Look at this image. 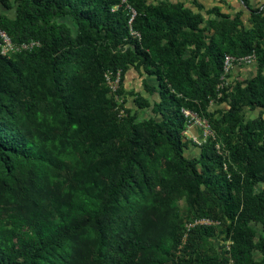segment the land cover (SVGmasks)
Masks as SVG:
<instances>
[{"label":"trees","instance_id":"1","mask_svg":"<svg viewBox=\"0 0 264 264\" xmlns=\"http://www.w3.org/2000/svg\"><path fill=\"white\" fill-rule=\"evenodd\" d=\"M240 1L207 21L172 0L0 1V29L40 44L0 48V264H264V10ZM253 53L258 72L219 88L225 55ZM130 67L147 117L109 96L106 76L121 91ZM183 109L215 140L191 142ZM183 200L190 223L221 224L220 250L216 226L185 237Z\"/></svg>","mask_w":264,"mask_h":264},{"label":"rangeland","instance_id":"2","mask_svg":"<svg viewBox=\"0 0 264 264\" xmlns=\"http://www.w3.org/2000/svg\"><path fill=\"white\" fill-rule=\"evenodd\" d=\"M172 2L180 3L186 8L193 10L194 12H200L206 21L209 20L212 16H218V18H220V14L235 15L243 9L240 0H172ZM250 3L252 7L262 8L264 10V0H250ZM214 10H218L220 13L215 12ZM248 18L249 15L245 12L242 19L245 21V26L247 28L250 27V25L246 22ZM257 72L258 64L249 68L235 67L231 75V84L243 82ZM146 77V73L141 68L130 67L129 71L125 75L124 84L121 91L119 89V77L116 79H113L111 76L109 77L110 80L109 83H107L108 87L110 88L111 85L117 86L116 91L110 88L111 92L109 96L114 99L113 101L115 110L119 112L120 116L125 117L127 114V110L131 115L138 113L141 117L149 116V112L140 110L136 103L138 97H141L149 102H152V100L154 99V97H152V94L144 87V81L146 80ZM227 109V104H218L212 101L210 103V106L208 107V113L210 115L214 114V118L217 119L220 118L218 112L225 111ZM244 112L246 121L258 115L257 112L250 110L248 107L244 108ZM197 117L206 123V126L208 127V133L205 135V131L201 126L192 123L191 127L188 128L186 132L187 138L196 145L205 144L211 139L215 140V131L213 129V123L211 122L210 118L201 115H197ZM217 146H220L221 148L224 147L222 140H218ZM199 154L200 148L194 145H190L189 149L185 151V156L188 159L198 158ZM179 206L180 215L182 219L185 220V237L189 235V231L196 225L216 226L219 232V236L217 238L211 239L210 242L213 246L220 250L221 246H223L224 244V242L222 241L224 235H222L223 227L221 226V224L219 222H213L208 219H195L190 223V221L188 220L191 218V214L188 208V204L183 200L179 203ZM205 222H208V224H205ZM226 246L229 247V243H226Z\"/></svg>","mask_w":264,"mask_h":264},{"label":"built area","instance_id":"3","mask_svg":"<svg viewBox=\"0 0 264 264\" xmlns=\"http://www.w3.org/2000/svg\"><path fill=\"white\" fill-rule=\"evenodd\" d=\"M39 45L40 44L37 41H30L28 43H23V44H15L10 38V36L5 31L0 29L1 54L5 57H11L15 54L32 51L34 48L39 47ZM256 64H257V56L255 53L239 58L231 55H225L224 64H223V74L221 76L219 88L229 89V87L232 85L231 75L235 67L249 68ZM106 77H107V83H109L110 76H106ZM110 88H112L114 91L117 90V86L111 85ZM182 112L184 113L187 119L188 128H190L191 124L193 123L201 126L205 131V135L208 133V127L206 126V123L201 119H199L196 114L185 109H183ZM217 150L219 153L222 154V150L220 146H217ZM205 224H208V222H205Z\"/></svg>","mask_w":264,"mask_h":264},{"label":"crops","instance_id":"4","mask_svg":"<svg viewBox=\"0 0 264 264\" xmlns=\"http://www.w3.org/2000/svg\"><path fill=\"white\" fill-rule=\"evenodd\" d=\"M1 14L2 15L7 14L9 16L12 15L11 11H9L8 9H6L2 3H0V15Z\"/></svg>","mask_w":264,"mask_h":264}]
</instances>
